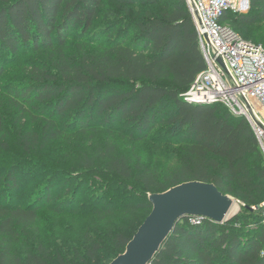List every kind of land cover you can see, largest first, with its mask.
<instances>
[{"label":"trees","instance_id":"1","mask_svg":"<svg viewBox=\"0 0 264 264\" xmlns=\"http://www.w3.org/2000/svg\"><path fill=\"white\" fill-rule=\"evenodd\" d=\"M104 1L0 0V74L7 56L29 50L48 54L26 70L31 78L27 88L15 92L43 115L41 134L25 137L23 146L29 149L34 143L65 138V131L77 138L104 129L106 141L79 153L74 168L102 171L106 179L135 181L146 194L191 181L214 183L245 203L247 214L238 213L222 224L209 218L199 222L182 218L152 264H264L263 218L260 211L252 210L264 200V154L246 118L222 103L183 97L207 69L185 0L165 4L164 0H112L120 6L125 25L117 29L118 21L109 27L105 37L115 34L107 40L92 33ZM160 3L155 12L142 10ZM221 21L233 28L234 22L238 27L264 22V0H251L247 13L228 12ZM131 34L136 36L130 40ZM122 81L142 83L119 88ZM167 103L173 109L165 120L162 106ZM158 124L180 128L184 139L183 153L163 176L141 158L133 161L111 140V135L127 128L143 138ZM6 184L7 189H19L12 170ZM60 190L63 201L53 199L52 188L41 197L44 204L56 202L52 207L56 213L89 209L87 202L77 204L80 185ZM146 194L137 201L122 196L120 203L91 200L94 208L84 232L89 260L110 264L125 252L153 209ZM0 197V264H67L40 241V206L6 204L9 199L2 192ZM105 241L110 255L99 263L98 257L107 251Z\"/></svg>","mask_w":264,"mask_h":264},{"label":"rangeland","instance_id":"2","mask_svg":"<svg viewBox=\"0 0 264 264\" xmlns=\"http://www.w3.org/2000/svg\"><path fill=\"white\" fill-rule=\"evenodd\" d=\"M167 2L168 0H164L162 3ZM162 3L155 7L145 6L142 10L155 12L156 8L163 5ZM120 9V6L112 0L104 1L100 18L95 22L92 31L97 35V38L104 40L111 38L115 31L108 37H105V32L109 27H114L118 21L120 24L116 28L124 27L125 21L120 14L122 13ZM236 24L237 22L232 24L234 29L243 37L264 45V22L243 27H238ZM92 33L87 36L89 37ZM135 36V34H131L130 40ZM47 57L48 54L44 50L21 51L17 57L7 56L6 64L1 63L4 71L0 74V192L9 199L5 202L6 204L22 206L36 204L40 206L38 211L40 241L52 251L54 256L62 255L67 264H94L86 254L84 239L90 210L94 208L91 200L103 203V200L107 199L106 202L114 200L115 203H120L122 196H125L137 201L140 200L141 194L146 193L135 181H121L116 177L106 179V175L102 171L74 168L73 163L77 160L79 153L97 142L102 144L106 141L108 134L104 129L98 131L97 134L88 133L85 137L78 136L77 138L65 131V138L45 145L34 143L29 149L23 146L25 137L33 136L34 132L41 134L43 123L40 119L43 115L40 108L34 107V104L27 105L15 95V92L27 88L28 80L31 78L26 70H29L36 62L44 61ZM141 83L140 81H122L118 83V87L137 86ZM161 84L166 83L162 82ZM162 108L165 110V120L171 118L172 105L167 103ZM120 125L121 123L117 126ZM131 132H133L131 129H123L121 132L111 135V140L115 142L120 152L133 161L141 158L146 166L157 170L161 176L165 175L171 164L183 153L182 131L171 124H158L147 136L140 139ZM9 170L17 175L20 185L18 191L7 189L6 175ZM78 185L81 186V195L77 199V204L87 202L88 210L71 212V210L64 209L66 210L64 213H56L52 210L53 204L56 203L54 200L44 204V200L41 199L48 192L47 190L52 188L53 199H62L61 201H63L62 192L64 190L60 189ZM150 194L152 193L146 195L149 197ZM101 195L104 197H100ZM228 195L235 198L231 194ZM61 201L57 203L60 204ZM235 204L239 205V210L233 216L245 213L243 201L236 199ZM263 204L264 200L252 205L255 214L260 211ZM64 208L69 209L67 205ZM104 245L107 251L98 257L99 263H102L103 259L110 255L109 242L105 241Z\"/></svg>","mask_w":264,"mask_h":264},{"label":"built area","instance_id":"3","mask_svg":"<svg viewBox=\"0 0 264 264\" xmlns=\"http://www.w3.org/2000/svg\"><path fill=\"white\" fill-rule=\"evenodd\" d=\"M185 2L197 28L207 69L183 97L191 102H219L246 118L264 154V46L244 38L228 22L221 21L228 12L247 13L251 0ZM260 212L264 223V204Z\"/></svg>","mask_w":264,"mask_h":264},{"label":"water","instance_id":"4","mask_svg":"<svg viewBox=\"0 0 264 264\" xmlns=\"http://www.w3.org/2000/svg\"><path fill=\"white\" fill-rule=\"evenodd\" d=\"M153 209L139 227L124 253L110 264H149L184 217L209 218L222 224L232 218L236 199L214 183L191 181L163 193H152Z\"/></svg>","mask_w":264,"mask_h":264},{"label":"bare ground","instance_id":"5","mask_svg":"<svg viewBox=\"0 0 264 264\" xmlns=\"http://www.w3.org/2000/svg\"><path fill=\"white\" fill-rule=\"evenodd\" d=\"M238 210H239V205L238 204H234L232 209H231V211H230L229 216H232V215L236 214L238 212Z\"/></svg>","mask_w":264,"mask_h":264}]
</instances>
